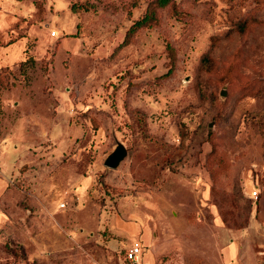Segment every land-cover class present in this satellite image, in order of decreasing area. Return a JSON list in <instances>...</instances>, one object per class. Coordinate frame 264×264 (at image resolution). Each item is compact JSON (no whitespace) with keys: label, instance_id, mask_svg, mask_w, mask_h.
Listing matches in <instances>:
<instances>
[{"label":"rangeland","instance_id":"obj_1","mask_svg":"<svg viewBox=\"0 0 264 264\" xmlns=\"http://www.w3.org/2000/svg\"><path fill=\"white\" fill-rule=\"evenodd\" d=\"M0 179V264L262 262L264 0H0Z\"/></svg>","mask_w":264,"mask_h":264},{"label":"built area","instance_id":"obj_2","mask_svg":"<svg viewBox=\"0 0 264 264\" xmlns=\"http://www.w3.org/2000/svg\"><path fill=\"white\" fill-rule=\"evenodd\" d=\"M54 31L52 30V34ZM250 196H256V188L253 187L250 190ZM59 207L64 206V202L61 201L58 203ZM145 244L141 239L133 238L129 241V243L122 249L121 258L118 260L117 264H152L146 257H145ZM259 264H264V260Z\"/></svg>","mask_w":264,"mask_h":264},{"label":"trees","instance_id":"obj_3","mask_svg":"<svg viewBox=\"0 0 264 264\" xmlns=\"http://www.w3.org/2000/svg\"><path fill=\"white\" fill-rule=\"evenodd\" d=\"M167 1L168 0H155V3L157 6H163L164 4H166ZM153 18H154V7L150 6V9H146L142 13V15L131 21V23L125 30L123 41H125V39L128 36H131L139 27L151 24Z\"/></svg>","mask_w":264,"mask_h":264},{"label":"water","instance_id":"obj_4","mask_svg":"<svg viewBox=\"0 0 264 264\" xmlns=\"http://www.w3.org/2000/svg\"><path fill=\"white\" fill-rule=\"evenodd\" d=\"M220 94H225L224 89H221ZM126 148L125 146L117 141L113 148L105 155L103 159V164L107 167L114 168L119 161L125 156Z\"/></svg>","mask_w":264,"mask_h":264},{"label":"crops","instance_id":"obj_5","mask_svg":"<svg viewBox=\"0 0 264 264\" xmlns=\"http://www.w3.org/2000/svg\"><path fill=\"white\" fill-rule=\"evenodd\" d=\"M1 180V179H0ZM150 258V257H149ZM150 261H151V258H150Z\"/></svg>","mask_w":264,"mask_h":264}]
</instances>
